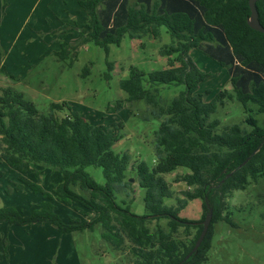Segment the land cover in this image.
Wrapping results in <instances>:
<instances>
[{
    "label": "trees",
    "instance_id": "16d2710c",
    "mask_svg": "<svg viewBox=\"0 0 264 264\" xmlns=\"http://www.w3.org/2000/svg\"><path fill=\"white\" fill-rule=\"evenodd\" d=\"M2 1L4 10L7 1ZM249 1L79 0L88 16L84 26L88 37L107 54L110 46L120 45L125 36L131 40L158 39L162 27L171 36V43L161 49L167 68L148 74L132 70L121 81L127 100L144 101L150 116L161 121L154 133L155 165L150 168L143 161L133 162L128 153L114 150L123 139V123L114 122L105 129L72 111L66 102L53 104L43 114L23 92L9 85L2 87V159L22 174L17 190L40 194L42 201L28 216L14 207L0 208V223H47L61 234L100 227L102 239L124 255L128 264H204L212 248L215 224L235 225L228 212L233 193L255 184L260 187L258 197H264V121L259 123L250 107L254 105L264 114V33L248 25ZM256 7L264 26V0H257ZM192 50L226 68L232 89L221 90L205 101L199 87L210 75L192 59ZM57 54L65 59L67 50L64 47ZM162 85H182L184 90L166 101L161 97ZM228 102L244 107L248 115L243 123L223 125L215 117ZM58 112L64 116L59 117ZM33 165L58 171L61 182L45 191L40 171L33 170ZM89 166L103 170L104 185L86 171ZM180 167L190 172L176 175L174 183L187 186L178 193L163 175ZM129 170L136 173L139 187L145 190L144 215L133 213L124 198L117 200L120 192L128 197L133 191ZM55 198L93 217L65 222L56 211ZM165 199L176 203L169 206ZM194 200L202 202L201 218L181 217ZM207 203L213 210L209 231L198 251L185 260L202 232ZM162 219L167 220L166 229L153 230L151 224ZM179 228L194 229L195 234L190 241L178 240L174 233Z\"/></svg>",
    "mask_w": 264,
    "mask_h": 264
},
{
    "label": "rangeland",
    "instance_id": "374dc122",
    "mask_svg": "<svg viewBox=\"0 0 264 264\" xmlns=\"http://www.w3.org/2000/svg\"><path fill=\"white\" fill-rule=\"evenodd\" d=\"M37 1L7 0V16L3 25L0 21V95L1 88L9 85L23 92L43 114H47L53 104L66 102L72 111L105 129L114 122L123 123L120 131L123 139L115 144L114 150L128 153L133 162L143 161L153 168L156 162L154 133L161 121L150 116L144 101L129 102L121 81L132 70L148 74L167 68V57L161 54V49L172 39L166 28H161L158 39L131 40L125 36L120 45H111L107 54L88 37L84 28L88 16L77 2L57 0L52 7L57 15L52 13L53 22H50L47 16L41 20L40 8L34 7ZM22 29L25 33L15 45ZM14 47L15 57L20 56L18 52H25L26 58L8 59ZM64 47L67 50L65 59L57 54ZM190 56L210 75L199 87L205 101H211L221 90L232 89L226 68L199 50H192ZM109 63H112V68ZM4 75L15 76L16 82L6 83L2 80ZM183 90L182 85L160 86L161 97L166 101ZM250 107L254 118L263 123L264 114H259L254 105ZM58 115L62 117L64 113L58 112ZM247 115L241 104L228 102L218 109L215 117L226 125L243 123ZM33 170L40 171V185L45 191L52 190L60 182L58 179L61 180L58 171L47 167L33 165ZM86 171L96 182L105 184L101 168L89 166ZM189 172V169L180 167L163 177L173 190L180 193L187 186L182 182L174 183V179L176 175ZM127 174L133 191L128 197L124 191L120 192L117 200L121 202L124 198L133 213L144 215L145 190L139 187L135 172L129 170ZM21 175L6 164L0 152V208L14 207L28 216L42 201V196L28 189L17 190ZM28 178L36 180L32 174H28ZM259 188L251 184L244 191H235L228 199V212H231L235 225L226 222L215 224L212 248L204 264H264V197H258ZM53 202L65 222L93 217L86 210H77L56 198ZM175 203L174 199H165L169 206ZM202 212V202L194 200L182 211L181 217L195 221L201 218ZM6 226L12 230H7ZM166 226V219L151 224L153 230L166 229ZM0 231V264H128L124 255L102 239L100 227L94 231L61 234L47 223L31 226H8L4 223ZM194 234V229L179 228L174 237L190 241Z\"/></svg>",
    "mask_w": 264,
    "mask_h": 264
},
{
    "label": "crops",
    "instance_id": "0c3cea01",
    "mask_svg": "<svg viewBox=\"0 0 264 264\" xmlns=\"http://www.w3.org/2000/svg\"><path fill=\"white\" fill-rule=\"evenodd\" d=\"M7 1V0H6ZM77 2L78 3V1L79 0H73V2ZM57 2V0H38L36 3H35V5H34V7H35V9H38V8H40L39 10L42 12V14H41V20H43V19H45L46 18V16H47V19L50 21V22H53V17H52V13H54L55 15H57L56 14V10L55 9H53L52 7H53V5H55V3ZM79 4V3H78ZM3 3H2V0H0V18H1V20L0 21H2V23H1V25H3V21L5 20V18H6V12H7V9L5 8L4 10H3ZM3 10V11H2ZM4 12V13H3ZM2 13V14H1ZM6 15V16H5ZM2 16V17H1ZM26 23V22H25ZM26 25V24H25ZM1 29V28H0ZM25 30V29H24ZM24 30L22 29V33H21V31L19 32V34H18V36L16 37V39H15V45H17V44H19V41L22 39V35H23V33H25L24 32ZM14 50H15V47L14 48H12V50L9 52V57H8V59H12V60H20L21 59V57L20 56H22V59H25L26 57H25V52H22V53H17L18 55H20V56H17V57H15V55H14ZM36 52V51H35ZM38 54V53H37ZM7 58V57H6ZM15 76H9V75H4L3 76V78H2V80L3 81H5L6 83L8 82V83H11V84H14L16 81H15V78H14ZM13 81V82H12ZM58 181H60L61 182V180H59L58 179ZM2 224H4V223H0V227L2 226ZM4 226V225H3ZM6 229L7 230H12L11 229V227H7L6 226ZM0 234H1V231H0Z\"/></svg>",
    "mask_w": 264,
    "mask_h": 264
},
{
    "label": "water",
    "instance_id": "95a60500",
    "mask_svg": "<svg viewBox=\"0 0 264 264\" xmlns=\"http://www.w3.org/2000/svg\"><path fill=\"white\" fill-rule=\"evenodd\" d=\"M256 2H257V0H250L249 1V5H250V9H251V15H250L247 22H248V25L252 29H254L258 32L264 33V26L260 23L259 13H258V10L256 7ZM246 162L247 161H245L241 166L245 165ZM207 207H208L209 211L206 214V217L202 222V224H203L202 232H201L199 238L197 239L192 251L185 257V260L189 259L194 253H196L198 251V249L200 248L201 244L203 243V241H204V239H205V237L209 231V228H210V225L212 222V218H213V210L211 209L209 203H207ZM180 264H182V263H180Z\"/></svg>",
    "mask_w": 264,
    "mask_h": 264
}]
</instances>
